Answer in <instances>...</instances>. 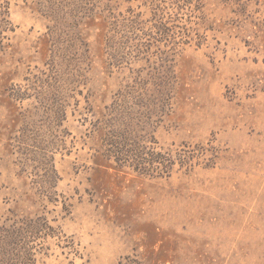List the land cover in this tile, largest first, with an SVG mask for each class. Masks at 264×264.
Segmentation results:
<instances>
[{
    "label": "rangeland",
    "instance_id": "374dc122",
    "mask_svg": "<svg viewBox=\"0 0 264 264\" xmlns=\"http://www.w3.org/2000/svg\"><path fill=\"white\" fill-rule=\"evenodd\" d=\"M0 264H264V0H0Z\"/></svg>",
    "mask_w": 264,
    "mask_h": 264
}]
</instances>
